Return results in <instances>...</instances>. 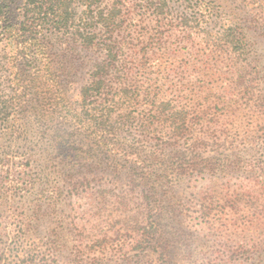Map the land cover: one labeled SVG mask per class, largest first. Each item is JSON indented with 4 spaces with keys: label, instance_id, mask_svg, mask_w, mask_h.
Returning a JSON list of instances; mask_svg holds the SVG:
<instances>
[{
    "label": "trees",
    "instance_id": "1",
    "mask_svg": "<svg viewBox=\"0 0 264 264\" xmlns=\"http://www.w3.org/2000/svg\"><path fill=\"white\" fill-rule=\"evenodd\" d=\"M176 1L193 6L0 0V264H60L57 255L65 251L74 264H131V251L135 264L151 253L168 264L161 234L166 196L194 171L222 172L228 180L235 167L215 171L202 153L256 148L264 156V141L248 128L214 121L218 110L249 101L247 32L235 23V12L224 13L226 0ZM249 1L264 14V0ZM219 13L229 25L212 32L206 25ZM96 174L122 176L126 191L114 194ZM52 177L62 178L67 191L49 186L38 194L35 187ZM93 182L98 187L91 192ZM19 193L34 197L31 206L4 216L1 201ZM242 193L252 199L250 191ZM135 201L142 232L122 238L123 229L102 228L107 207V219L120 225ZM43 220L56 229L30 240ZM152 225L154 231H146ZM257 247L251 243L231 260L244 264L264 252Z\"/></svg>",
    "mask_w": 264,
    "mask_h": 264
},
{
    "label": "rangeland",
    "instance_id": "2",
    "mask_svg": "<svg viewBox=\"0 0 264 264\" xmlns=\"http://www.w3.org/2000/svg\"><path fill=\"white\" fill-rule=\"evenodd\" d=\"M172 5L176 11H183L191 8L193 2L188 4L174 0ZM223 7L224 13L227 9L235 12V23L247 32L252 45L253 62L247 61L249 101L241 100L242 107L238 110L235 108L225 113L218 110L214 121L242 125V127L248 128L252 137L264 141V14L257 11L258 8L249 0H226L223 1ZM224 13L213 16L206 27L212 32H217L228 26L229 20ZM232 65H240V63ZM209 119L207 116L206 120ZM209 124L215 125L211 122ZM255 150L256 148L254 151H246L247 153L234 150L232 154L228 151L215 154L205 150L202 153V159H209L212 165L216 164L211 169L221 171L231 164L235 166L231 173L232 176L225 180L222 179L224 175L222 172L212 175L213 171L211 173L207 171L204 174H197L194 171L192 174H188V178L176 186L171 194L166 196V206L168 205L169 210L162 217L164 220L161 223L164 224V227L161 229V234L171 253L168 264H234L230 257L231 254L242 253L251 243L258 244V251H264V156L256 154ZM220 154L222 155L220 156ZM246 165H252L253 168L242 169ZM93 176L80 175L79 179L94 180L95 178L91 179ZM94 177L102 179V185L113 191L114 194L126 191L122 176L119 178L111 174H96ZM213 178H218V183L215 186L210 185ZM74 179L76 178L73 177L72 180ZM49 186H57L61 188L62 192H66L68 187L62 178L52 177L49 183L40 184L35 189L38 194H47L50 190ZM89 187H91L89 191L93 192L97 189L98 184L93 182ZM210 188L213 190H209ZM208 191L209 193H206ZM244 191H250L252 199L244 198L242 196ZM201 197L207 198L206 201L201 200ZM27 198V194L23 195V193L13 197L6 196L1 201L4 216H9L12 212H22L23 209L30 207L32 204L30 200L34 197L29 198L30 200ZM139 204V201H135L131 206L135 209L129 213V216L120 218L122 222L120 225L116 219H107L112 210L111 207H107L101 213L103 214L101 221H104L102 228L113 224L116 230L123 229L119 232L122 238L123 236L129 238L128 231L142 232L139 230L142 217L137 214L140 212ZM203 212L204 214H202ZM26 214L30 216L31 213ZM19 216L24 217L23 214H19ZM17 219L20 220V217ZM46 220H43L44 223L36 224L38 228L32 230L33 234L30 240L38 239V236L47 237L48 233L50 234L53 229H56L55 224L52 226ZM91 224L86 226L88 232L92 231ZM146 231H154V225L150 226V229L147 228ZM94 233L92 232V234ZM240 246L243 248L238 249ZM261 253L256 255L253 253V256L244 264H257L258 261L264 260V256L258 259ZM129 254L132 257L131 264H135L138 260L135 257V252L131 251ZM57 256H59L60 264H74L73 257L69 256L66 251ZM158 262L160 263L161 260L157 261V257L151 253L140 259L139 264H158ZM110 264H116L115 260ZM261 264H264V261Z\"/></svg>",
    "mask_w": 264,
    "mask_h": 264
}]
</instances>
